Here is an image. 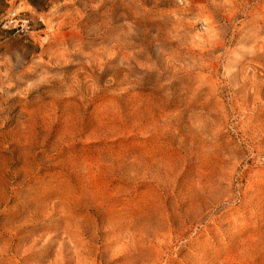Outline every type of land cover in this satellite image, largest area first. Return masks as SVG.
<instances>
[{
  "label": "rangeland",
  "instance_id": "rangeland-1",
  "mask_svg": "<svg viewBox=\"0 0 264 264\" xmlns=\"http://www.w3.org/2000/svg\"><path fill=\"white\" fill-rule=\"evenodd\" d=\"M0 264H264V0H0Z\"/></svg>",
  "mask_w": 264,
  "mask_h": 264
},
{
  "label": "built area",
  "instance_id": "built-area-1",
  "mask_svg": "<svg viewBox=\"0 0 264 264\" xmlns=\"http://www.w3.org/2000/svg\"><path fill=\"white\" fill-rule=\"evenodd\" d=\"M25 23H26V21L23 20V21H22V26H23Z\"/></svg>",
  "mask_w": 264,
  "mask_h": 264
}]
</instances>
